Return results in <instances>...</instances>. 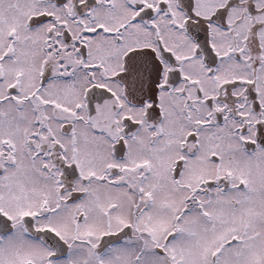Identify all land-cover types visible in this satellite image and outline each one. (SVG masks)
I'll return each instance as SVG.
<instances>
[{
    "label": "snow or ice",
    "instance_id": "snow-or-ice-1",
    "mask_svg": "<svg viewBox=\"0 0 264 264\" xmlns=\"http://www.w3.org/2000/svg\"><path fill=\"white\" fill-rule=\"evenodd\" d=\"M0 264H264V0H0Z\"/></svg>",
    "mask_w": 264,
    "mask_h": 264
}]
</instances>
